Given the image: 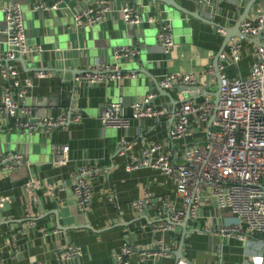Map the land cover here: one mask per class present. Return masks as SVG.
Segmentation results:
<instances>
[{
    "label": "crops",
    "instance_id": "0c3cea01",
    "mask_svg": "<svg viewBox=\"0 0 264 264\" xmlns=\"http://www.w3.org/2000/svg\"><path fill=\"white\" fill-rule=\"evenodd\" d=\"M8 1L0 0V8ZM12 1L22 11L26 43L43 49L38 54L23 57V65L14 62L19 78L32 79L24 101L31 107L32 116L54 117L62 113L65 124L52 131L36 130L27 135L14 129L10 119L0 115V154L15 151L25 160L14 169L0 170V196L6 197L0 206V264H27L32 260L58 264L59 250L66 243L78 245L82 251L80 257L67 264H112L113 253L122 241L128 242V236L132 249H150L153 242L160 239L173 251L180 227L155 231L153 223L158 219L153 209L137 213L128 206L129 200L146 190L153 200L167 196L179 207L181 202L173 193L172 180L147 167L125 170V164L136 157L142 145L160 143L164 149L170 148L167 133L171 100L156 93L152 103L165 110L163 116L141 121L132 119L126 130L102 127L98 113L105 102L120 95L123 112L129 114L132 102L143 99L155 90V82L171 73L192 72L202 91L213 93L216 79L206 69L211 66L223 37L215 28H232L248 0H211L214 9L210 14L205 3L173 0L184 10L197 12L199 17L176 11L158 0H99L108 8L103 20L82 28L72 25V15L84 7L94 6L95 0ZM37 2L44 5L56 2V7L34 8ZM127 4L139 11V24L122 22L119 10ZM147 17L169 22L173 45L167 54L162 53L157 42V26L147 23ZM5 43L6 26L0 11V51ZM119 46L135 47L138 54L114 59L112 51ZM251 50L252 45L241 40L237 65L226 69L229 77L247 75L253 58ZM100 63H115L122 72L134 76L108 84L86 85L73 81L75 75ZM39 70L45 73L43 77L35 76ZM1 84L0 79V89ZM164 91L175 101L179 96L192 97L175 85ZM77 113L79 118L73 121ZM121 136L131 143L125 156L116 153ZM51 144L68 146L67 163L57 167L50 165ZM85 159L97 162L99 171L90 177L91 204L82 213L76 208L71 184L73 171ZM32 178L60 183L62 190L46 195L37 189L31 198L24 190V183ZM107 188L115 195L117 205L107 201ZM230 222L232 218L226 211L217 210L210 198L201 196L195 217L185 223V229L189 230L183 237L181 251L185 264H252V257H260V264H264V235H250L240 241L235 236L205 231L206 227ZM117 223L122 225L116 226ZM136 255L132 251L129 264H138ZM153 263L174 264V257L171 254L157 256Z\"/></svg>",
    "mask_w": 264,
    "mask_h": 264
},
{
    "label": "built area",
    "instance_id": "2783aa9c",
    "mask_svg": "<svg viewBox=\"0 0 264 264\" xmlns=\"http://www.w3.org/2000/svg\"><path fill=\"white\" fill-rule=\"evenodd\" d=\"M94 6H87L72 15L75 28L91 26L101 22L108 8L99 0ZM205 3L207 12H213L211 0H194ZM249 13L238 23V31L255 40L251 43L252 60L245 77H229L226 69L237 65L241 40L232 37L218 55L219 86L216 103L211 94H203L197 84V76L192 72L171 73L156 83L162 90H169L174 85L194 87L187 99L179 96L172 111L167 140L170 148L164 149L160 143L142 145L138 154L125 164L130 172L139 167H147L169 177L174 185V195L180 199V206L175 205L167 196L159 201L144 190L128 201L130 209L142 213L153 209L157 221L153 230L172 231L186 208L189 218H194L198 200L205 195L210 198L217 210L226 211L232 222L223 226L206 227V232H215L221 236H235L245 241L250 235H264V0H254ZM56 2L44 5L37 2L34 8L52 9ZM0 11L6 26V43L0 51V115L10 119L11 126L27 135L36 130L52 131L65 124V115L54 117H35L31 107L24 101L27 90L32 86L29 76L18 77L15 67L16 57L38 54L43 49L39 45H28L25 39L22 11L18 4L9 0ZM125 25H136L141 21L139 11L125 5L120 10ZM147 23L157 26L156 39L163 54H167L172 45L171 27L167 20L147 17ZM224 34L220 27L215 28ZM135 47L119 46L112 51L114 59L135 57ZM206 72L211 75L212 68ZM42 71H36V77H43ZM133 73H124L115 63H100L88 67L74 76L73 81L86 85L118 83L124 78L133 77ZM188 92L187 90H180ZM156 89L147 93L141 100L130 104V113L125 114L122 97L116 96L105 102L99 110L98 119L102 127L126 130L130 120L153 119L163 116L165 110L152 103L156 98ZM201 93V94H200ZM204 93V92H203ZM79 113L73 115L76 121ZM131 143L124 137L117 140L116 153L124 155L130 150ZM50 165L61 166L69 161L68 146L51 144ZM176 159V160H175ZM25 163L21 153L6 151L0 154V170L8 171ZM99 171V164L85 159L72 174L71 193L79 212L87 211L91 204L92 191L90 177ZM62 184L50 183L41 179H29L24 183V190L33 197L35 190H43L46 195H53L62 190ZM205 191V193L203 192ZM106 199L111 205H117L115 195L107 188ZM6 197L0 196V206ZM165 215V219H162ZM166 218H168L167 221ZM132 247L126 241L112 255V264H129ZM78 245L66 243L59 250V263L67 264L81 255ZM138 264H154L157 256L171 254L170 247L160 239L153 242L150 249L136 253ZM252 264H260V257H252ZM27 264H48L41 261H29ZM177 264H185L178 261Z\"/></svg>",
    "mask_w": 264,
    "mask_h": 264
},
{
    "label": "water",
    "instance_id": "95a60500",
    "mask_svg": "<svg viewBox=\"0 0 264 264\" xmlns=\"http://www.w3.org/2000/svg\"><path fill=\"white\" fill-rule=\"evenodd\" d=\"M158 1H161L164 4L173 7L176 11H180V12L185 13L187 15H191L192 17H197L198 16L197 12L191 13L189 11H186L183 8L179 7L173 0H158ZM253 2H254V0H248L246 5L244 6V9H243L241 15L239 16L238 20L236 21V23L233 25L232 28H223L224 34H223L220 46L217 49V51L215 52V54L213 55V58H212V61H211V68H212L211 77H214L216 79V90L213 93H211V96L213 98V103H216L217 91H218V86H219L218 55L223 51V49H224L226 43L228 42V40L230 38H232V37H236L239 40L250 41L253 44L256 43L255 40H253L252 38H248V37L244 36L243 34H241L238 31V23L244 18L248 8L250 7V5ZM201 20L205 21L204 19H201ZM206 22H208L209 24L213 25V23L211 21H206ZM15 61H17L21 65H23L24 59H23V57L19 56V57H16ZM154 86H155V89H156V92L158 93V95L166 96L168 99L171 100L170 101V109L172 111V109H173L174 105L177 103V101L172 99V97L167 92L163 91L162 88L158 87L156 82L154 83ZM175 86L178 88V90H183V91L187 90L190 93L192 92V90H194V87L178 86L177 84ZM203 94H206L205 90H204V93H202L201 95H203ZM69 116H70V112L68 111V114L66 116L67 121H69ZM188 219H189V217H188V212H187V208H186V210H185V212L183 214L182 220L180 222H178V223H175V225L180 227L181 230H180V234H179V237H178L176 248L173 251H171V255L174 257V264H177V262L180 261V260L185 262V263H187L186 260L182 258L181 251H182V246H183V237H184V235L189 233V230L185 229V223H186V221ZM166 220L169 221L168 218H166ZM135 221H137V219ZM151 223L152 222H150V224ZM115 225L119 226V225H122V224L117 223ZM127 243H128V245L130 247L132 246V242H131V237L130 236H128V242ZM132 250H133L134 253H138L140 251L139 249H135V248H133Z\"/></svg>",
    "mask_w": 264,
    "mask_h": 264
},
{
    "label": "rangeland",
    "instance_id": "374dc122",
    "mask_svg": "<svg viewBox=\"0 0 264 264\" xmlns=\"http://www.w3.org/2000/svg\"><path fill=\"white\" fill-rule=\"evenodd\" d=\"M243 41H246V40H243ZM216 90V86H214V91Z\"/></svg>",
    "mask_w": 264,
    "mask_h": 264
}]
</instances>
